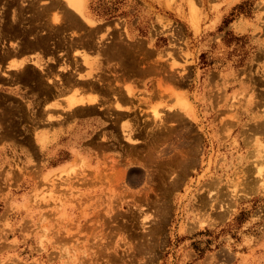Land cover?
<instances>
[{
  "label": "rangeland",
  "instance_id": "374dc122",
  "mask_svg": "<svg viewBox=\"0 0 264 264\" xmlns=\"http://www.w3.org/2000/svg\"><path fill=\"white\" fill-rule=\"evenodd\" d=\"M78 3L91 22L66 0H0V71L35 47L47 78L0 72V264H264V0ZM77 69L101 108L46 114Z\"/></svg>",
  "mask_w": 264,
  "mask_h": 264
},
{
  "label": "bare ground",
  "instance_id": "6f19581e",
  "mask_svg": "<svg viewBox=\"0 0 264 264\" xmlns=\"http://www.w3.org/2000/svg\"><path fill=\"white\" fill-rule=\"evenodd\" d=\"M2 1V0H1ZM10 1V0H9ZM67 1V3L69 4V6L72 8V9H74V10H76V11H78V10H80V6H79V3H78V0H66ZM50 3V2H49ZM21 4H23V3H21ZM41 6V5H40ZM191 6V5H190ZM1 7V6H0ZM17 7V6H16ZM35 8H37V7H35ZM47 8V7H46ZM50 8V7H49ZM191 8V7H190ZM33 9V8H32ZM51 9H53V8H51ZM55 9V8H54ZM54 9L53 10H51L52 11V13H51V11H50V13H49V15H51V16H49V17H47L48 18V22H51V21H49V19H51V17H53L51 20H53L54 21V14H56V12L54 13ZM193 9V8H192ZM41 10H43L42 8H41ZM44 10H46V9H44ZM58 10V9H57ZM82 10V9H81ZM80 10V11H81ZM38 11V10H37ZM36 11V12H37ZM48 11V12H49ZM20 12V11H19ZM35 12V11H34ZM41 12V11H40ZM59 12V11H58ZM46 13V12H45ZM88 21H89V19H90V17L89 16H86V14H84L82 11L80 12ZM3 14V13H2ZM32 14V13H31ZM35 14V13H34ZM20 15V14H19ZM47 15H48V13H47ZM46 15V16H47ZM57 15V14H56ZM60 15H62V14H60V12H59V15H57V16H55V17H60ZM71 15V14H70ZM74 15V14H73ZM1 16V15H0ZM63 16V15H62ZM65 16V15H64ZM43 17V16H42ZM58 17V18H59ZM46 18V17H45ZM62 18V17H61ZM61 18H59L60 20H61ZM76 18H77V15H76ZM23 19V18H22ZM3 21H4V19H3ZM23 21V20H22ZM38 21V20H37ZM59 20H55V22L57 23ZM64 20L62 19V22H63ZM71 21V20H70ZM69 21V22H70ZM75 21H77V20H75ZM0 22H2L1 20H0ZM34 22H36L35 20H34ZM55 22H53L54 23V25H55ZM89 22H91V21H89ZM40 23H41V21H40ZM52 23V22H51ZM60 23V22H59ZM58 23V24H59ZM3 24V23H2ZM21 24V23H20ZM20 24H18V25H20ZM23 24V23H22ZM24 24H26V23H24ZM29 24V23H28ZM35 24V23H34ZM45 25H46V23H44ZM64 24V23H63ZM40 25V24H39ZM49 25V24H48ZM50 25H53V24H50ZM1 26V25H0ZM56 26V25H55ZM61 26H63V25H61ZM2 27V26H1ZM16 27V26H15ZM22 27V26H21ZM27 27V26H26ZM40 27V26H39ZM47 27V26H46ZM49 27V26H48ZM47 27V28H48ZM52 27V26H51ZM72 28V27H71ZM76 28V27H75ZM2 29V28H1ZM51 29V28H50ZM60 29V28H59ZM68 29H70V28H68ZM33 30V29H32ZM49 31V30H48ZM58 31V30H57ZM95 31V30H94ZM17 32V31H16ZM53 32V31H52ZM59 32V31H58ZM70 32V31H69ZM97 32V31H96ZM39 33H41L42 34V31L40 32L39 31ZM45 33V32H44ZM92 33V32H91ZM64 34V33H63ZM62 34V35H63ZM88 34V33H87ZM96 34V33H95ZM12 35V34H11ZM32 35H35V34H32ZM66 35V34H65ZM93 35V34H92ZM30 37H31V34H30ZM69 37V36H68ZM79 37V36H78ZM87 37V36H86ZM3 38V37H2ZM17 38V37H16ZM16 38H15V40H16ZM66 38V37H65ZM71 38V37H70ZM69 38V39H70ZM83 38H85V37H83ZM4 39H5V37H4ZM9 39V38H8ZM35 39V38H34ZM64 39V38H63ZM82 39V38H81ZM94 39H96V38H94ZM99 39V38H98ZM11 40V39H10ZM50 40V39H49ZM65 40V39H64ZM72 40V39H71ZM2 41H3V39H2ZM17 41V40H16ZM21 41V40H20ZM78 41V40H77ZM77 41H75V42H77ZM89 41V40H88ZM94 41V40H93ZM99 41V40H98ZM5 42V41H4ZM15 42V41H14ZM50 42V41H49ZM64 42V41H63ZM63 42H62V44H63ZM82 42V41H81ZM81 42H80V44H81ZM3 43V42H2ZM7 43L9 44L10 43V45H11V43L13 44V41L12 42H8L7 41ZM23 43V42H22ZM87 43V42H86ZM28 44H31V42L30 43H28ZM34 44V43H33ZM37 44V43H36ZM85 44V43H84ZM97 44H99V43H97ZM3 45V44H2ZM9 45V46H10ZM14 45V44H13ZM13 45H12V47H13ZM69 45H70V43H69ZM72 45V44H71ZM71 45H70V47H71ZM82 45L83 44H81V47H82ZM93 45V44H92ZM103 45V44H102ZM102 45H100V46H102ZM31 46V45H30ZM50 46V45H49ZM67 46H68V44H67ZM74 46V45H73ZM72 46V47H73ZM114 46V45H113ZM116 46V45H115ZM1 47V46H0ZM15 47H17L18 48V46H15ZM25 47V46H24ZM32 47V46H31ZM37 47V46H36ZM63 47H64V45H63ZM69 47V46H68ZM75 47H77V46H75ZM74 47V48H75ZM99 47V46H98ZM14 48V47H13ZM12 48V49H13ZM16 48V49H17ZM35 48V47H34ZM34 48H32L33 50H30L29 52H28V50H25V51H22L23 52V56H21V57H19L18 58V60L16 61V59L14 58V59H12L14 56H9V58H11V59H9V60H11V62H9L8 63V65H6V67H5V71H8L9 73H10V70H14L15 71V73L16 74H18V73H20V74H22V73H24V69L27 67V65L28 64H32L36 69H37V71L39 70L40 71V73H42L43 74V72H44V67L46 68V66H44V64L41 62V60L43 59H41V60H39L37 57H40V56H42L39 52H32V51H35L34 50ZM74 48H72V50L74 49ZM80 48V47H79ZM79 48H77L78 50H79ZM90 48V47H89ZM96 48V47H95ZM103 48V47H102ZM1 49V48H0ZM76 49V48H75ZM83 49V48H82ZM99 49H100V47H99ZM3 50V49H2ZM5 50V49H4ZM6 50H8V49H6ZM14 50V49H13ZM21 50V49H20ZM62 50H63V48H62ZM71 50V49H70ZM71 50V51H72ZM84 50V49H83ZM107 50V49H106ZM112 50V49H111ZM38 51V50H37ZM59 51V50H58ZM64 51H67L68 52V50H64ZM75 51H77V50H75ZM17 52H20L19 50L17 51ZM86 52V51H85ZM89 52V51H88ZM91 52V51H90ZM13 52H11L10 54H12ZM56 53V52H55ZM66 53V52H65ZM103 53H105V52H103ZM109 53H110V51H109ZM133 53V52H132ZM47 54V53H46ZM52 54V53H51ZM89 54V53H88ZM88 54H86V53H83V52H81V56L80 57H82V59H83V63L84 64H86V65H90V63H91V59L92 58H90L89 56H88ZM5 55V54H4ZM8 55V54H7ZM22 55V54H21ZM31 55V56H30ZM55 55V54H54ZM67 55V54H66ZM2 56V55H1ZM26 56H29V57H26ZM47 56V55H46ZM8 57V56H7ZM18 57V56H17ZM43 57V56H42ZM48 57V56H47ZM73 57V56H72ZM119 57V56H118ZM5 58V57H4ZM98 58V57H97ZM130 58V57H129ZM46 59V58H45ZM54 59V58H53ZM66 59H68V58H66ZM73 60H74V58H72ZM100 59V58H99ZM138 59V58H137ZM140 59H142L141 57H140ZM52 60V59H51ZM93 60V59H92ZM121 60V59H120ZM43 61V60H42ZM57 61V60H56ZM56 61L54 62V60L53 61H51V63L53 62V63H56ZM58 61H60V60H58ZM65 61V60H64ZM64 61H62V62H64ZM69 61V60H68ZM75 61V60H74ZM106 61V60H105ZM121 61H124V60H121ZM134 61V60H133ZM137 61V60H136ZM144 61V60H143ZM147 61V60H146ZM46 62V61H45ZM61 62V61H60ZM70 62V61H69ZM73 62V61H72ZM82 62V61H81ZM108 62V61H107ZM127 62V61H126ZM139 61H137V63H138ZM58 63V62H57ZM67 63V62H66ZM65 63V64H66ZM71 63V62H70ZM76 65L78 64V62L76 63V62H74ZM141 63H143V62H141ZM1 64V63H0ZM6 64V63H5ZM47 64V63H46ZM45 64V65H46ZM61 64V63H60ZM64 64V65H65ZM106 64V63H105ZM140 64V63H139ZM139 64H138V67H139ZM145 64V63H144ZM155 64V63H154ZM4 65V64H3ZM31 65V66H32ZM57 65V64H56ZM55 65V66H56ZM66 65H68V63L66 64ZM80 65V64H79ZM99 65V64H98ZM73 67L75 66V65H72ZM71 66V67H72ZM130 66V65H129ZM159 66V65H158ZM58 68H59V66H57ZM63 67V66H62ZM68 67V66H67ZM66 67V69H68ZM70 67V66H69ZM75 67H77V66H75ZM74 67V68H75ZM84 67H86V66H84ZM115 67H117L116 65H115ZM119 67V66H118ZM126 67V66H125ZM147 67V66H146ZM150 67H152V66H150ZM1 68H2V66H1ZM34 68V69H35ZM47 68H49V67H47ZM74 68L72 69V71L74 70ZM87 68V67H86ZM120 68V67H119ZM123 69H124V67H122ZM142 67H140V69H141ZM4 69V68H3ZM53 69V68H52ZM66 69H63L62 68V70L64 71V72H66L67 70ZM80 69V68H79ZM79 69H77V71H74V73L75 72H77V76L76 75H74V76H76V83L74 82V79H73V77H72V79H73V82L76 84H74L72 81V84H71V82H68V84L70 83V85L72 86L73 84V87L72 88H70L69 87V90L67 89V91H65V94H67L68 92H72L71 94H67V96H65V98L64 99H62V101H60V96L61 95H63V93L62 94H60V95H58L56 92V95L55 96H57V97H55V99H53V100H48L49 102H47L46 104H45V108H43L44 110L43 111H46L47 109H52L53 110V105L54 106H60L61 108H62V110H60V112H62L63 110H65V111H67L69 114H70V116L71 115H74L75 113H77L78 111L77 110H86V111H88V112H90L92 109H93V107H97V106H99V105H97V103H99L98 102V99L96 98V95H95V93H92L91 94V91L89 90V92H90V94H86L87 92H85V94L83 93V94H80V92L83 90H79L80 88H84V89H87L88 88V85L86 86L87 88H85V87H83V86H80L81 84H78V83H80L79 81H89V80H91L92 79V81H93V79H96L94 76H92V72L90 71V70H88V71H85V73H83L82 75V77L79 75L78 76V74H79V72L80 71H78ZM112 69V68H111ZM111 69L109 70V71H111ZM115 70H116V68H114ZM131 69V68H130ZM136 69V68H135ZM138 69V68H137ZM153 69V68H152ZM46 70H49V69H46ZM56 70H57V68H56ZM55 70V71H56ZM75 70H76V68H75ZM132 70V69H131ZM1 72V74L3 73V75L4 76H7L9 73L8 72ZM42 71V72H41ZM51 71L52 70H50V74H51ZM58 71V70H57ZM59 71H60V69H59ZM63 71H61V72H63ZM82 71H83V69H82ZM146 71V70H145ZM144 71V72H145ZM155 71V70H154ZM153 71V72H154ZM156 71H157V69H156ZM13 72V71H12ZM54 72V71H53ZM52 72V73H53ZM68 72H69V69H68ZM112 72V71H111ZM118 72V71H117ZM132 72V71H131ZM141 72V71H140ZM143 72V71H142ZM37 73V72H36ZM98 74H99V72H97ZM105 73V72H104ZM112 73H114V71L112 72ZM112 73H110L109 75H111ZM127 73V72H126ZM133 73V72H132ZM157 73H158V71H157ZM5 74H7V75H5ZM49 74V73H48ZM70 74H73V72H71ZM69 74V77L70 76H73V75H70ZM102 74V73H101ZM106 74V73H105ZM118 74V73H117ZM117 74H115L116 76H117ZM9 75H11V74H9ZM40 75V74H39ZM38 75V76H39ZM45 75H46V73H45ZM44 74H43V78H45L46 76H45ZM52 75V74H51ZM50 75V76H51ZM54 75H56L55 73H54ZM58 75V74H57ZM68 75V74H67ZM100 75V74H99ZM98 75V76H99ZM124 75H125V73H124ZM123 75V76H124ZM13 76V75H12ZM42 76V75H41ZM45 76V77H44ZM49 76V78H51ZM60 76V75H59ZM63 76V75H62ZM96 76H97V74H96ZM106 76V75H105ZM113 76V75H112ZM122 76V75H121ZM8 77V76H7ZM40 77V76H39ZM58 76H56L55 78H57ZM133 77V76H132ZM111 79L112 78H114V77H110ZM45 79H47V78H45ZM45 79H44V81H45ZM54 79V78H53ZM52 79V80H53ZM58 79V78H57ZM66 79H70V78H66ZM71 79V80H72ZM101 79H103L102 77H101ZM116 79H118L117 77H116ZM115 79V80H116ZM120 79V78H119ZM118 79V80H119ZM6 80V79H5ZM4 80V81H5ZM51 80V81H52ZM97 80V79H96ZM99 80V79H98ZM105 80V79H104ZM107 80H109V79H107ZM115 80L113 79V81L115 82ZM11 81V80H10ZM51 81H45V82H51ZM61 81V80H60ZM70 81V80H69ZM100 81V80H99ZM98 81V82H99ZM103 81V80H102ZM102 81L100 82V83H102ZM120 81H122V80H120ZM13 82V81H12ZM12 82H10V83H12ZM56 82V81H55ZM108 82V81H107ZM52 83V87H55V84H54V81L53 82H51ZM56 83H59V81L57 80V82ZM104 83V82H103ZM113 83V82H112ZM111 83V84H112ZM116 84H119V81H117V82H115ZM122 83V82H121ZM120 83V84H121ZM67 84V83H66ZM86 84H89V86H90V83H86ZM94 84V83H93ZM108 84H109V82H108ZM110 84V85H111ZM115 84V85H116ZM7 85V84H6ZM9 85V84H8ZM13 85V84H12ZM11 85V86H12ZM14 85H16V84H14ZM13 85V86H14ZM18 85V84H17ZM41 85H46V84H41ZM40 85V86H41ZM50 85V84H49ZM64 85V84H63ZM78 85H79V87H78ZM92 85V84H91ZM103 85V84H102ZM10 86V85H9ZM19 86V85H18ZM24 86V85H23ZM48 86V85H47ZM59 86H60V88H55L56 89V91H57V89H61V84L59 83ZM67 86V85H66ZM107 86V85H106ZM113 87H115L114 85H112ZM112 86H110V87H108V88H111ZM118 86V85H117ZM120 86V85H119ZM118 86V87H119ZM22 87V86H21ZM25 87V86H24ZM65 87V86H64ZM78 87V88H77ZM103 87V86H102ZM117 87V88H118ZM18 88V87H17ZM23 88V87H22ZM30 88V87H29ZM28 88V89H29ZM63 88V87H62ZM90 88V87H89ZM92 88V87H91ZM90 88V89H91ZM121 88V87H120ZM123 88V87H122ZM19 89V88H18ZM25 89V88H24ZM64 89V88H63ZM66 89V88H65ZM64 89V90H65ZM71 89V90H70ZM94 89V88H93ZM125 89V88H124ZM123 89V90H124ZM17 90V89H16ZM78 90L80 91L79 93H78ZM92 90V89H91ZM96 90V89H95ZM94 90V91H95ZM110 90V89H109ZM125 90H127V93L126 94H124L125 95V100L128 102V103H130V101H131V90H130V88L127 86L126 87V89ZM6 91V90H5ZM93 90H92V92H94ZM114 91V90H113ZM116 91V90H115ZM30 92H32V91H30ZM54 92V91H53ZM112 92V91H111ZM119 92V91H118ZM8 93V92H7ZM24 93V92H23ZM54 93V94H55ZM96 93H97V91H96ZM99 93V92H98ZM11 94V93H10ZM53 94V95H54ZM108 94V93H107ZM110 94H112V93H110ZM12 95H14L13 93H12ZM29 95V94H28ZM115 95V94H114ZM33 96V95H32ZM44 96V95H43ZM51 96H52V93H51ZM108 96H109V94H108ZM19 97V96H18ZM29 97H30V95H29ZM111 97V96H110ZM114 97V96H113ZM32 98V97H31ZM53 98V97H52ZM115 98V97H114ZM12 99V98H11ZM25 99V98H24ZM24 99H22L23 101H25ZM35 99H38L37 97L35 98ZM117 99V98H116ZM27 100V99H26ZM10 101V100H9ZM43 101V100H42ZM112 102H114L113 100H111ZM125 101V102H126ZM11 102V101H10ZM25 102H27V101H25ZM25 102H22V103H25ZM45 102V101H44ZM61 102V103H60ZM126 102V103H127ZM9 103V102H8ZM18 103V102H17ZM42 103V102H41ZM106 103H109V102H106ZM124 103V102H123ZM7 104V103H6ZM11 104V103H10ZM29 103H27V105H28ZM100 104V103H99ZM110 104V103H109ZM125 104V103H124ZM123 104V105H124ZM30 105V104H29ZM35 105V104H34ZM43 105V104H42ZM112 105V104H111ZM122 104H120L118 101H116V102H114V105H112V106H114V108L116 109V110H118V111H120L118 114H122V115H124V113L125 112H127V106H123ZM44 106V105H43ZM16 107V106H15ZM100 107V106H99ZM41 107H39V109H40ZM101 108V107H100ZM105 108H106V106H105ZM107 108H108V106H107ZM109 108H110V106H109ZM1 109V108H0ZM38 109V108H37ZM46 109V110H45ZM99 109V108H98ZM56 110V109H55ZM30 111V110H29ZM103 111V110H102ZM110 111V110H109ZM19 112V111H18ZM41 112H42V110H41ZM47 112H49V110H47L46 111V114H47ZM58 112V111H57ZM129 112V111H128ZM28 113V112H27ZM31 114H32V112H30ZM50 113H52V112H50ZM48 114V116L47 115H44V117L46 116L47 118L49 117V119L52 117V115L51 114ZM54 113V112H53ZM52 113V114H53ZM55 113H56V111H55ZM66 113V112H65ZM104 113H105V111H104ZM2 114V113H1ZM41 115H42V113H40ZM45 114V113H44ZM8 115V114H7ZM14 115V114H13ZM104 115V114H103ZM105 115H107L106 113H105ZM125 115H127V114H125ZM31 116V115H30ZM43 116V115H42ZM62 116H64L63 114H61V113H59V114H57V117L56 118H54V120H57V121H59V123H60V118L62 117ZM112 116V115H111ZM115 117H116V115H114ZM113 116V117H114ZM173 116V115H172ZM35 118H36V116H34ZM39 117V116H38ZM44 117H43V119H44ZM73 117V116H72ZM72 117H71V119H72ZM89 117V116H88ZM94 117V116H93ZM165 117H167V116H165ZM180 117V116H179ZM179 117H177L178 119H180ZM31 118V117H30ZM64 118V117H63ZM85 119L87 118V117H84ZM108 118V117H107ZM119 118V117H118ZM28 119V118H27ZM32 119V118H31ZM34 119V118H33ZM38 119H40V118H38ZM37 119V120H38ZM49 119H48V122H50L49 121ZM62 119V118H61ZM70 119V118H69ZM68 119V120H69ZM70 119V120H71ZM165 119V118H164ZM28 120H30V119H28ZM36 120V122L37 123H39L38 121ZM41 120H42V118H41ZM40 120V121H41ZM120 120H122V119H120ZM162 121H165V120H163V119H161ZM177 120V119H176ZM184 120V119H183ZM1 121V120H0ZM32 121V120H31ZM34 121V120H33ZM44 121V120H43ZM45 121H46V119H45ZM62 121H63V119H62ZM85 121V120H84ZM83 121V122H84ZM111 121V120H110ZM178 121V120H177ZM42 122V121H41ZM47 122V121H46ZM45 122V123H46ZM67 122V121H66ZM103 122V121H102ZM112 122V121H111ZM117 122V121H116ZM180 122H182V120L180 121ZM6 123H8V122H6ZM43 123V122H42ZM56 123V122H55ZM21 124V123H20ZM20 124L18 125V126H20ZM30 124H31V122H30ZM40 124V123H39ZM48 124V123H47ZM50 124H52V123H49V125ZM57 124V123H56ZM114 124V123H113ZM120 124V123H119ZM2 124L0 123V126H1ZM4 125V124H3ZM33 125V124H32ZM35 125V124H34ZM45 125V124H44ZM60 125V124H59ZM101 125V124H100ZM123 125V124H122ZM165 125V124H164ZM186 125V124H185ZM7 126V125H6ZM36 126V125H35ZM51 126V125H50ZM68 126V125H67ZM119 126V125H118ZM130 126V125H129ZM8 127V126H7ZM28 127V126H27ZM46 127V126H45ZM51 127H53V126H51ZM61 127V126H60ZM133 127V126H132ZM166 127H168V126H166ZM165 127V128H166ZM186 128L187 127H189V126H185ZM185 127H183V128H185ZM21 128V127H20ZM58 128V127H57ZM190 128V127H189ZM49 129V128H48ZM47 129V130H48ZM1 130V129H0ZM30 130H32L33 131V129H30ZM122 132H124V131H127L125 134H123L122 133V136L125 138V139H127V141H133L136 137H132L131 136V132L129 131V129L128 130H126V129H124V128H121L120 129ZM162 130V129H161ZM169 129H167V131H168ZM181 130V129H180ZM179 130V131H180ZM190 130V129H189ZM11 131H13V130H11ZM61 131V130H60ZM103 130H101V132H102ZM166 132V130L165 129H163V132ZM188 131V130H187ZM48 132H50V131H48ZM162 132V131H161ZM164 132V133H165ZM180 132H182V131H180ZM180 132H178L179 134H180ZM119 133V132H118ZM151 133H152V131H151ZM177 133V134H178ZM6 134H8V133H6ZM31 134V133H30ZM33 134V133H32ZM45 132L44 133H42L38 138H39V142H40V144L41 145H44L45 146V144L47 143V139H48V137H46L45 135ZM160 134V133H159ZM177 134H175V135H177ZM19 135V134H18ZM169 135H171V134H169ZM190 135V134H189ZM98 136V135H97ZM112 136H113V134H112ZM154 136V135H153ZM183 136H185V135H183ZM180 138L182 137V136H179ZM1 138V137H0ZM185 138V137H184ZM53 139V138H52ZM123 139V138H122ZM153 139H155V138H152V140ZM173 139V138H172ZM171 139V140H172ZM186 139V138H185ZM194 139V138H193ZM179 140V139H178ZM178 140H177V142H178ZM183 140V139H182ZM173 141V140H172ZM175 141V140H174ZM173 141V142H174ZM180 141V140H179ZM33 142H34V140H33ZM102 142V141H101ZM172 142V143H173ZM182 142V141H181ZM26 143H28L27 142V140H26ZM112 143V142H111ZM111 143H109V144H111ZM158 142H156V144H157ZM175 143V145L174 146H178V145H176V142H174ZM189 142H187V144H188ZM147 144V143H146ZM155 144V145H156ZM179 144H180V142H179ZM102 145H104V143L102 144ZM118 145V144H117ZM148 145V144H147ZM150 145V144H149ZM191 144H189V145H185L186 147H187V149H188V146H190ZM37 146V145H36ZM181 147H182V145H180ZM180 147V149L181 150H184V149H182V148H184V147H182L181 148ZM192 147H193V144H192ZM38 148V147H37ZM40 148V147H39ZM124 148V147H123ZM172 148V147H171ZM33 149H35V148H32V150ZM146 149V148H145ZM152 149V148H151ZM124 150V149H123ZM166 150H167V148H166ZM191 150V149H190ZM34 151V150H33ZM157 150H155V152H156ZM174 151V150H173ZM192 151V150H191ZM147 152V151H146ZM169 152V151H168ZM175 152V151H174ZM177 152H179V151H176L175 152V155L176 154H178L179 155V153H177ZM180 152H182L183 153V151H180ZM189 153H190V151H188ZM182 153H180V154H182ZM145 154V153H144ZM153 154V153H152ZM164 154H165V151H164ZM185 154V153H184ZM187 154V153H186ZM185 154V155H186ZM190 155V154H189ZM189 155L187 156V157H189ZM146 156V155H145ZM144 156V157H145ZM150 156V155H149ZM152 156V155H151ZM180 156V155H179ZM178 156V157H179ZM133 157V156H132ZM142 157V156H141ZM177 157V158H178ZM182 157H184V155H182L180 158H182ZM140 158V157H139ZM150 158V157H149ZM157 158V157H156ZM170 158V157H169ZM186 158V157H185ZM147 159H148V157H147ZM174 159V158H173ZM184 159V158H183ZM187 159V158H186ZM186 159L184 160V161H186ZM142 160V159H141ZM153 160V159H152ZM155 160V159H154ZM168 160V159H167ZM180 160V159H179ZM179 160H178V162H179ZM127 161H128V159H127ZM170 161H171V159H170ZM183 161V163H184V165H185V162ZM190 161V160H189ZM193 161V160H192ZM181 162V161H180ZM161 163V162H160ZM189 163V162H188ZM171 164V163H170ZM145 165V164H144ZM160 165V164H159ZM166 165V164H165ZM173 165V164H172ZM183 165V164H182ZM146 166V165H145ZM157 166V165H156ZM173 166H175V165H173ZM177 166V165H176ZM181 166V165H180ZM167 167V166H166ZM186 167V166H185ZM187 168H189V167H187ZM162 169V168H161ZM111 170V169H110ZM118 170V169H117ZM170 170V169H169ZM173 169H171V171H172ZM184 170V169H183ZM116 171V170H115ZM114 171V172H115ZM177 172H178V170H176ZM1 172V171H0ZM184 172V171H183ZM32 173V172H31ZM107 173V172H106ZM123 173V172H122ZM112 174V173H111ZM166 174V173H165ZM182 174V173H181ZM184 174V173H183ZM104 175V174H103ZM122 175V174H121ZM124 175V174H123ZM186 175H187V173H186ZM1 176V175H0ZM107 176H109V175H107ZM183 177H184V175H182ZM10 177V176H9ZM14 177V176H13ZM104 177V176H103ZM123 177V176H122ZM186 177V176H185ZM1 178H2V176H1ZM107 178V177H106ZM116 178V177H115ZM175 178H177V176H175ZM174 178V179H175ZM114 180V179H113ZM116 180H118V179H116ZM115 180V181H116ZM179 180V179H178ZM180 181H181V178H180ZM127 182V181H126ZM175 182V181H174ZM96 183V182H95ZM131 183V182H130ZM176 183V182H175ZM180 183V182H179ZM176 184H178V183H176ZM117 185V184H116ZM176 186H178V185H176ZM109 189V188H108ZM174 189V188H173ZM163 193V192H162Z\"/></svg>",
  "mask_w": 264,
  "mask_h": 264
},
{
  "label": "crops",
  "instance_id": "0c3cea01",
  "mask_svg": "<svg viewBox=\"0 0 264 264\" xmlns=\"http://www.w3.org/2000/svg\"><path fill=\"white\" fill-rule=\"evenodd\" d=\"M21 54H22V55H21ZM21 56H23V52H22V51L20 52V55L18 56V58L21 57ZM30 56H31V55H30ZM26 57H29V56H26ZM59 132H60V131H59L58 129H55V130L52 132V135H48V136H49V137H48V139H49L48 143L50 142V144H52V143H54V142L57 140L55 143L58 144V143H59L58 140H59V137H60ZM52 138H53V139H52ZM57 138H58V139H57ZM57 144H56V145H57ZM54 146H55V145H54ZM56 150H57V152L60 151V153H62L61 155L64 156L65 152H64V150H63L62 148H59V149H58V146H57ZM57 155H58V154H57ZM63 161H64V160H63Z\"/></svg>",
  "mask_w": 264,
  "mask_h": 264
}]
</instances>
